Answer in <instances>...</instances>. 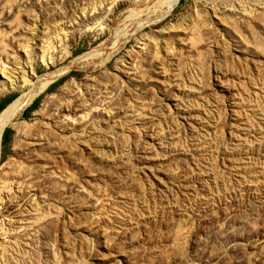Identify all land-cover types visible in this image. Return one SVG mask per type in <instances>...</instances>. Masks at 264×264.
<instances>
[{"label":"rangeland","instance_id":"374dc122","mask_svg":"<svg viewBox=\"0 0 264 264\" xmlns=\"http://www.w3.org/2000/svg\"><path fill=\"white\" fill-rule=\"evenodd\" d=\"M163 5L0 0V264H264V0Z\"/></svg>","mask_w":264,"mask_h":264},{"label":"bare ground","instance_id":"6f19581e","mask_svg":"<svg viewBox=\"0 0 264 264\" xmlns=\"http://www.w3.org/2000/svg\"><path fill=\"white\" fill-rule=\"evenodd\" d=\"M181 0H164L165 10L163 11L165 15L169 14ZM163 5V6H164ZM52 83V81H45L42 83L40 90L33 96L30 97L29 92L21 93L7 108L0 113V161L3 154V139L5 128L14 122L18 113L27 107V105L34 102L37 96L43 93ZM31 90V89H30ZM22 113V112H21Z\"/></svg>","mask_w":264,"mask_h":264},{"label":"trees","instance_id":"16d2710c","mask_svg":"<svg viewBox=\"0 0 264 264\" xmlns=\"http://www.w3.org/2000/svg\"><path fill=\"white\" fill-rule=\"evenodd\" d=\"M10 100H11V97H8L0 104V110H2L1 113L7 108L6 106L10 103ZM38 103H39V99L37 98L36 101L30 106V109L28 110V112H30L31 110L35 109L37 107ZM11 133H12V129L11 128H7L6 132H5V135H4L5 143H8L11 140Z\"/></svg>","mask_w":264,"mask_h":264},{"label":"water","instance_id":"95a60500","mask_svg":"<svg viewBox=\"0 0 264 264\" xmlns=\"http://www.w3.org/2000/svg\"><path fill=\"white\" fill-rule=\"evenodd\" d=\"M5 131H6V128H5Z\"/></svg>","mask_w":264,"mask_h":264}]
</instances>
